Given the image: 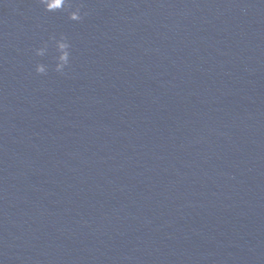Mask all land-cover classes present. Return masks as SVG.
Returning <instances> with one entry per match:
<instances>
[{
	"label": "water",
	"instance_id": "obj_1",
	"mask_svg": "<svg viewBox=\"0 0 264 264\" xmlns=\"http://www.w3.org/2000/svg\"><path fill=\"white\" fill-rule=\"evenodd\" d=\"M83 2L0 63V264H264V0Z\"/></svg>",
	"mask_w": 264,
	"mask_h": 264
},
{
	"label": "clouds",
	"instance_id": "obj_2",
	"mask_svg": "<svg viewBox=\"0 0 264 264\" xmlns=\"http://www.w3.org/2000/svg\"><path fill=\"white\" fill-rule=\"evenodd\" d=\"M45 12L67 13V18L73 22H80L88 14L82 11L85 8L83 0H38ZM55 49L56 55L52 58L53 63L49 65L43 60H36L34 71L37 75L45 76L49 71L64 75L72 60V44L68 36L63 32L52 33L47 40L41 42L32 50L33 58H44L49 48Z\"/></svg>",
	"mask_w": 264,
	"mask_h": 264
}]
</instances>
